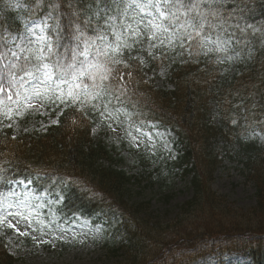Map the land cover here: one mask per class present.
Instances as JSON below:
<instances>
[{
    "label": "trees",
    "instance_id": "16d2710c",
    "mask_svg": "<svg viewBox=\"0 0 264 264\" xmlns=\"http://www.w3.org/2000/svg\"><path fill=\"white\" fill-rule=\"evenodd\" d=\"M34 9H47L52 13L53 19L48 30L52 34V48L47 55L48 61L55 67L58 61L65 55H70L71 51L80 41L79 28L83 32L81 40H87L94 35L93 29L96 28L100 15H104V9L98 11L96 0H30ZM227 12L235 13L228 24L231 32L246 33L251 29H261L264 33V0H227L224 5ZM239 23V29L235 25ZM247 25H252L249 28ZM243 30V31H241ZM83 44L80 43V49ZM67 50V51H66ZM78 59V57H77ZM66 65L69 61L63 59ZM257 69L264 71V58H259ZM56 74L59 75V69L56 68ZM3 72L0 67V78ZM136 77L133 81L135 89L140 87L136 84ZM131 78L125 81V86L130 88ZM142 92L149 95L142 97L139 107L147 106L148 101L158 104L157 109H152L149 114L142 113L144 117L169 121L166 118V112L170 105L177 103L180 94L170 93L163 96L151 95L148 91L141 89ZM187 101L190 100L191 92L187 89ZM196 100L195 107L186 104L185 111L182 105L174 108V120L170 124L178 133L185 148V161L192 164L189 169L193 172L191 180L193 193L195 194L192 202L182 207L174 217L165 220L151 221L147 215H140L143 209L129 207L124 202L126 189L124 185L128 177L121 170L104 167L101 163L93 167L96 163L92 156L95 155L93 148L88 146L84 148L85 143L79 137L74 123H64L63 128L56 135H37L30 139V150L22 151L14 148L0 138V199L4 198L7 185L15 180L23 181L32 188L33 192L44 195L49 200L59 214H73L93 218L97 212L105 213L111 234L116 235L124 232L134 246L136 243L138 231L145 236L152 244L160 248L165 247L164 251L157 259L149 258L147 264H189L195 257L203 255L207 250H211L216 245H222L225 236L232 235L238 226L237 215L223 211L225 210L224 198L215 194L209 188L210 177L207 181L206 175L201 171L205 164H215L213 156L209 155V146L206 148V141L212 130L196 115L199 101ZM252 102V107L256 103L264 102V93L261 95L249 97L247 104ZM65 121L69 116H65ZM61 121L62 117H61ZM169 123V122H168ZM204 126L201 127V126ZM200 141V151L198 153L196 146ZM207 153V154H206ZM125 181V182H124ZM257 187L264 184V178L257 177ZM257 197L260 204L264 203V189H257ZM150 217V216H149ZM251 217H254L257 223L264 224V205H257L251 210ZM138 218H143L141 221ZM151 226L147 224V222ZM154 223L155 226L152 224ZM193 224H199L214 239L203 237L202 239L194 234ZM237 225V226H236ZM136 233V237L133 236ZM254 258L251 264H264V248L248 250ZM146 254V253H145ZM144 254V255H145ZM133 255L127 252L126 257L132 261ZM117 260L115 264L124 263ZM127 259V260H128ZM153 260V261H152ZM140 264L139 262H137ZM146 263V262H145ZM144 262L141 264H145ZM0 264H13L12 257L7 254L6 248L0 241Z\"/></svg>",
    "mask_w": 264,
    "mask_h": 264
},
{
    "label": "snow or ice",
    "instance_id": "6c2138e0",
    "mask_svg": "<svg viewBox=\"0 0 264 264\" xmlns=\"http://www.w3.org/2000/svg\"><path fill=\"white\" fill-rule=\"evenodd\" d=\"M226 2L227 0H146V2L141 3L138 0H131L129 6L139 9L140 13H144L146 8L153 9V11H149L143 16L137 13L130 17L127 16V9L120 10L119 0H111V3L106 2L104 6L105 14L100 15L97 13L103 23L97 22L92 37L81 40L83 32L79 28L77 29L80 32L77 40L83 44V49L79 50L80 43H78L70 55L62 57V60L67 59L69 61L66 65L62 60L57 62L55 65L59 69L57 79L61 84L75 82L82 76L90 77L94 83L98 77L101 81L109 79L117 71L110 65L123 63L122 60L116 59V56L132 47V44L126 42V34L132 39L133 44L139 43L140 37L149 32L152 33L149 37L150 41L159 40L160 35H164L166 38L175 37V43L182 48L185 43L188 44L189 48L193 46L202 48L211 40L215 46V51L226 52L233 35L228 32L225 25L228 24V20L235 13V9H233L232 12H227L225 15L224 5ZM113 8L116 9L118 15L108 14ZM235 27L239 29V23ZM247 27L251 28L253 26L247 25ZM41 39L44 38L41 37ZM160 44H163V40H160ZM156 46V44L150 43V47ZM47 47L50 50L52 45L48 44ZM208 50L212 51L213 49ZM42 52L43 50H41ZM12 55L15 56L16 53L13 52ZM78 56L85 59L78 60ZM89 57L91 58L89 59ZM36 59L39 60L40 57ZM28 63L29 58L26 57L25 64ZM52 69L53 66L45 62L34 70H24L28 80L21 77L20 86L23 87L25 83L32 80L39 81L41 75L45 78H51L55 74ZM120 79H123V76ZM73 86L75 88L83 87L85 90L89 87L87 84L81 85L79 83H74ZM4 92V86L0 85V93ZM15 95L19 96L20 92L17 91ZM68 95L73 96L72 87L69 88ZM12 96L13 93L8 91L7 98L9 101L12 100ZM26 99L29 98L26 97ZM17 215H20V213H17ZM0 223H3V221H0ZM8 226L20 235L27 234L21 232L10 221H8Z\"/></svg>",
    "mask_w": 264,
    "mask_h": 264
},
{
    "label": "rangeland",
    "instance_id": "374dc122",
    "mask_svg": "<svg viewBox=\"0 0 264 264\" xmlns=\"http://www.w3.org/2000/svg\"><path fill=\"white\" fill-rule=\"evenodd\" d=\"M31 38L37 39L39 37L33 34ZM26 44V38H24V40L20 39L15 45L16 53H19ZM155 44L158 46L157 43ZM206 45L207 50L209 44L207 43ZM157 46L150 47L148 51L157 48ZM164 71L165 68L160 67L155 73V81L159 86L166 85L167 83L164 78ZM89 81L93 83L91 78H89ZM35 82V87L40 83H46L49 86L48 78L44 76L40 77L39 81L35 80ZM73 95L74 98L77 97L76 92H73ZM83 100L85 102H90V98L88 97H83ZM26 106L34 112H37V109H42L39 102L30 99L26 101ZM49 120L52 121L53 119L50 118ZM14 124V126L19 125L16 120ZM44 124V122L36 123L38 127ZM31 126L32 124L29 125V127ZM116 130L120 133L119 129ZM99 132L98 127L94 128L93 136L101 135L102 133ZM115 136L118 138L121 136V133ZM136 138L137 141L135 142V146L141 144H146L149 147L152 146L153 139L150 138L146 131L137 135ZM219 144L221 147L223 142ZM127 159L131 160V158ZM236 163L235 161L229 160L228 157L224 159L220 169L217 170L215 174L213 187L219 192L228 193L230 199L235 201L238 205H248L253 201V187L243 181L238 167H236ZM125 166L129 167V165ZM175 185L176 193L169 203H164L158 200L157 197L151 199V205L154 209L168 210L172 205L183 201L189 196L182 179H178ZM144 195L149 197L152 195V192L145 190ZM12 200L14 199H11L8 205L6 203L0 205V221H3V223H0V238L5 240L8 251L14 256V264H102L112 259V255L106 253L103 247V241L100 235H97L98 230L96 227H90L84 221L72 224L68 228L50 227L49 225H44L38 218L33 219L30 217L32 212H29L27 199L20 198V202L18 200H15L17 202ZM23 206H27V208L23 209ZM17 213H20V215H17ZM8 221L19 228L21 232H26L27 234L20 235L16 230L9 228ZM29 235L31 239L27 241ZM71 241H75L76 243L74 245L76 246H72ZM227 258L231 260L234 257L227 256ZM206 261L212 263L213 257H209ZM227 261L229 260H226V262ZM200 262L201 261L198 263Z\"/></svg>",
    "mask_w": 264,
    "mask_h": 264
}]
</instances>
